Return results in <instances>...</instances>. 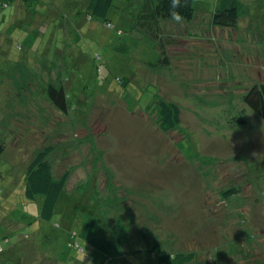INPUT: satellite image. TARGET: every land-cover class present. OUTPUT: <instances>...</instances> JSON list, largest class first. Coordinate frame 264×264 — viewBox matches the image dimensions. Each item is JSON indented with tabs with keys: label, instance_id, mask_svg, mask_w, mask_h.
Masks as SVG:
<instances>
[{
	"label": "rangeland",
	"instance_id": "374dc122",
	"mask_svg": "<svg viewBox=\"0 0 264 264\" xmlns=\"http://www.w3.org/2000/svg\"><path fill=\"white\" fill-rule=\"evenodd\" d=\"M220 1L195 0L190 22L160 21L155 37L134 27L141 0H113V29L85 20L88 0H0V264H104L24 198L45 147L53 177L69 173L62 208L128 225L129 264H154L155 244L188 264H264V120L245 102L264 86V0H240L234 28L211 24ZM158 100L180 110L169 133Z\"/></svg>",
	"mask_w": 264,
	"mask_h": 264
},
{
	"label": "trees",
	"instance_id": "16d2710c",
	"mask_svg": "<svg viewBox=\"0 0 264 264\" xmlns=\"http://www.w3.org/2000/svg\"><path fill=\"white\" fill-rule=\"evenodd\" d=\"M140 3L139 10L134 16V19L137 20L134 21V27L141 32L147 31L155 37L158 35V23L160 21L173 20L172 11L177 12L182 17L180 21L185 22L192 20L195 11V0H182V6L176 9L171 8V0H141ZM112 4L113 0H88L85 9V20L101 19L105 21L104 24L108 29H113V25L107 20V16L113 7ZM240 11V0H221L219 8L213 13L211 24L221 28H234L239 20ZM45 91L48 100L58 110L63 113L68 111V98L62 85L58 88L49 85ZM245 98V102L252 107L254 113L264 120V86L261 89L253 88ZM148 107L149 105L146 106L145 111ZM153 110L157 117L158 128L163 133L171 132L180 123V110L173 102L158 100L153 106ZM52 152L53 147L42 149L29 163L25 172L24 198L29 202L36 200L38 197L41 199L38 220L49 223L54 213L57 212L64 216L61 221L62 225L67 223L70 227L72 226L68 230L66 239L67 245L72 249L82 253L83 248L80 247L79 243H84L92 249L91 254L96 251L102 255L101 261L104 264H129L126 261V252L123 249L124 244L127 245L128 249L129 240L133 238L127 234L128 225H122L120 220L117 219V224L112 226L106 222L104 214H100L102 215L100 217L94 211L86 213L84 209L78 206L75 208L71 204H69V208H66V204L62 208L65 183L69 173L66 172L57 179L53 177L48 162ZM1 153L2 148H0ZM231 192H235V190L233 189ZM65 208L66 210H64ZM4 241H7V238H4ZM155 245L149 247L146 251L149 253V259L154 264H188L194 259L193 253H163ZM96 262L93 261L92 263L97 264ZM15 263H17L16 260L5 259L1 264Z\"/></svg>",
	"mask_w": 264,
	"mask_h": 264
},
{
	"label": "clouds",
	"instance_id": "9594fccd",
	"mask_svg": "<svg viewBox=\"0 0 264 264\" xmlns=\"http://www.w3.org/2000/svg\"><path fill=\"white\" fill-rule=\"evenodd\" d=\"M182 6V0H171V8L176 9L177 7ZM172 19L179 22L182 17L175 11L171 12Z\"/></svg>",
	"mask_w": 264,
	"mask_h": 264
},
{
	"label": "crops",
	"instance_id": "0c3cea01",
	"mask_svg": "<svg viewBox=\"0 0 264 264\" xmlns=\"http://www.w3.org/2000/svg\"><path fill=\"white\" fill-rule=\"evenodd\" d=\"M246 1H248V0H246Z\"/></svg>",
	"mask_w": 264,
	"mask_h": 264
}]
</instances>
